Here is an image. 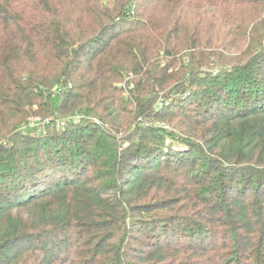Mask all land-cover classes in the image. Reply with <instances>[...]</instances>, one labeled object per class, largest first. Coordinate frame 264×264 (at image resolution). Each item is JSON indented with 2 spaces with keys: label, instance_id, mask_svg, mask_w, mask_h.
<instances>
[{
  "label": "trees",
  "instance_id": "obj_1",
  "mask_svg": "<svg viewBox=\"0 0 264 264\" xmlns=\"http://www.w3.org/2000/svg\"><path fill=\"white\" fill-rule=\"evenodd\" d=\"M0 264H264V0H0Z\"/></svg>",
  "mask_w": 264,
  "mask_h": 264
},
{
  "label": "rangeland",
  "instance_id": "obj_2",
  "mask_svg": "<svg viewBox=\"0 0 264 264\" xmlns=\"http://www.w3.org/2000/svg\"><path fill=\"white\" fill-rule=\"evenodd\" d=\"M119 87H121V88H123V89H125V90H128V89H131L132 87H133V85H132V83H130L129 82V80H127V78H125V79H123L122 80V82H120L119 83V85H118ZM57 91H59V90H57ZM56 91V92H57ZM127 94V93H126ZM54 102H57V97L55 96L54 98ZM81 115V113H78V112H75V113H72V114H69V115H67V116H64V117H61V116H55L57 119H64V118H67V117H73V116H75V115ZM82 117L79 119V121H74V120H72V119H70V122H72V123H80L82 120H90V121H92V122H94V123H96V124H98L99 123V121H98V119L96 118V117H93V116H85V115H81ZM37 120H40L39 118H34V120L33 121H31V122H29V125H31L32 123H34L35 121H37ZM41 121V120H40ZM74 121V122H73ZM70 122H67L66 121V124L64 125V126H66L68 123H70ZM27 125V124H26ZM26 125H22V126H19V128L17 129V130H21V129H25L24 127L26 126ZM63 126V127H64ZM52 127H54V128H59V127H55V126H52ZM32 128V127H31ZM60 128H62V127H60ZM43 129H45V127H42L41 126V129H39V130H43ZM32 130H34V131H36V129H34V128H32ZM33 132V131H32Z\"/></svg>",
  "mask_w": 264,
  "mask_h": 264
},
{
  "label": "built area",
  "instance_id": "obj_3",
  "mask_svg": "<svg viewBox=\"0 0 264 264\" xmlns=\"http://www.w3.org/2000/svg\"><path fill=\"white\" fill-rule=\"evenodd\" d=\"M81 115L79 114V115H75L73 117H67L64 119H57L54 115H50L49 117H46V118L42 119L41 121L40 120L35 121L34 123H32L29 126H30V128L32 127V128H36L38 130L41 129V126L45 127L47 125L55 126V127H63L66 124V121L70 122V119H72L76 122L79 121V119L82 117ZM24 128L27 129V127H24ZM25 129H21V130L23 131Z\"/></svg>",
  "mask_w": 264,
  "mask_h": 264
}]
</instances>
